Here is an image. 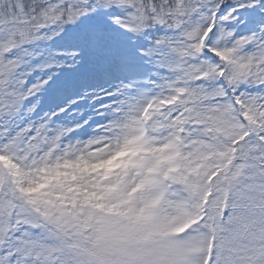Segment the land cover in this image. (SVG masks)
Here are the masks:
<instances>
[{
	"label": "snow or ice",
	"instance_id": "snow-or-ice-1",
	"mask_svg": "<svg viewBox=\"0 0 264 264\" xmlns=\"http://www.w3.org/2000/svg\"><path fill=\"white\" fill-rule=\"evenodd\" d=\"M0 264H264V0H0Z\"/></svg>",
	"mask_w": 264,
	"mask_h": 264
}]
</instances>
